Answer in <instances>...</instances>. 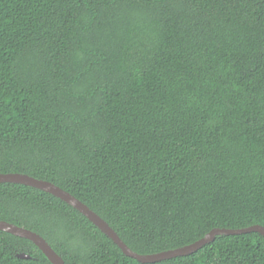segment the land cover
Segmentation results:
<instances>
[{
    "label": "trees",
    "instance_id": "trees-1",
    "mask_svg": "<svg viewBox=\"0 0 264 264\" xmlns=\"http://www.w3.org/2000/svg\"><path fill=\"white\" fill-rule=\"evenodd\" d=\"M0 174L140 255L264 228V0H0ZM0 221L65 264H142L35 188L0 184ZM0 264L52 263L0 231ZM156 264H264V237Z\"/></svg>",
    "mask_w": 264,
    "mask_h": 264
},
{
    "label": "water",
    "instance_id": "water-1",
    "mask_svg": "<svg viewBox=\"0 0 264 264\" xmlns=\"http://www.w3.org/2000/svg\"><path fill=\"white\" fill-rule=\"evenodd\" d=\"M11 183L20 184L48 193L85 216L93 225H95L102 233L110 238L125 254V256L135 259L142 264H156L164 261L172 260L179 257L189 256L199 251L206 245L212 243L218 236H239L243 234L259 233L264 237V228L261 226H253L250 228L239 230L216 229L209 235L198 242L176 250H170L152 255H140L133 252L118 236V234L94 211L79 201L77 198L64 191L60 187L46 181L38 180L24 174H0V184ZM0 231L10 233L17 237L29 240L35 244L50 260L52 264H65L64 260L54 251L49 243L37 233L30 230L19 228L12 224L0 221ZM20 258L30 259L27 255H19Z\"/></svg>",
    "mask_w": 264,
    "mask_h": 264
}]
</instances>
